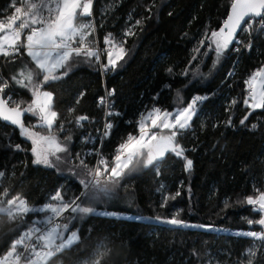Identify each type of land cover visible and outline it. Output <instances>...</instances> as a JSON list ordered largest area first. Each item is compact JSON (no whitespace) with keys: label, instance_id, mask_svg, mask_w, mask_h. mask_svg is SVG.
Masks as SVG:
<instances>
[{"label":"trees","instance_id":"16d2710c","mask_svg":"<svg viewBox=\"0 0 264 264\" xmlns=\"http://www.w3.org/2000/svg\"><path fill=\"white\" fill-rule=\"evenodd\" d=\"M93 2L88 21L94 19L99 41L109 33L117 42L124 39L127 54L105 78L93 58L74 64L67 76L45 86L53 93L52 107L58 113L53 131L61 141L72 137L68 143L72 157L80 153L89 167L95 165L96 157L86 155L93 147L85 141L104 125L100 99L107 90H115L110 118L113 127L102 147V155L109 160L129 133H137L141 115L153 108L173 112L196 96L207 99L197 103L190 127L177 137L186 149L184 156L192 160L191 170H186L182 157L168 153L155 166H141L125 175L115 187L114 197L95 205L97 213L118 215L89 214L73 221L81 242L53 257L49 264H88L98 258V249L104 251L101 244L108 250L102 264H247L244 252L254 244L253 264H264L260 242L236 234L260 230L258 225L246 223V218L259 219L252 206L236 201L255 189L264 191V109L253 110L244 103L249 98L245 81L256 67L264 68V31L251 42V36L242 31L214 65L216 55L205 37L222 26L231 0ZM0 14V19L12 14L11 0H0ZM129 29L135 35L125 36ZM91 41L95 43L94 35ZM26 61L29 57L24 49L14 61L0 55V68L11 87L20 100L31 102V93L10 80ZM73 108L75 112H70ZM79 115L89 118L82 126L75 123ZM24 122L35 125L37 118L26 114ZM61 123L64 131L58 132L56 127ZM34 130L46 134L43 129ZM32 147L18 127L0 120V171L5 173L0 189L19 193L31 205L46 203L57 190L65 199L85 191L80 180L90 177L83 170L67 163L57 167L34 163ZM173 217L188 226L164 222ZM14 228L6 217L0 219V253L8 250L18 234Z\"/></svg>","mask_w":264,"mask_h":264},{"label":"snow or ice","instance_id":"6c2138e0","mask_svg":"<svg viewBox=\"0 0 264 264\" xmlns=\"http://www.w3.org/2000/svg\"><path fill=\"white\" fill-rule=\"evenodd\" d=\"M18 4L20 6H17ZM91 6L92 0H11L12 14L0 19V55L11 57L14 61L23 48L29 57V61L23 62L22 67L10 77V80L12 84L31 93V102L13 99L10 90L12 85L8 79L0 76V120L17 126L21 135L31 140L34 163L48 167L67 163L83 170V174L90 177L80 180L85 189L80 195L65 199L57 190L42 205H31L27 198L19 193L10 194L6 188L0 189V219L6 217L10 224L16 225L12 231L18 233L9 243L8 250L0 253V264H49L53 257L66 250H72L81 242L79 230L74 227L73 221L83 219L89 214L118 215L109 212L97 213L95 205L106 204L111 200L120 180L141 166L145 168L155 166L168 153H172L182 157L186 170H191L192 160L184 156L186 149L178 142L177 137L182 134V130L190 127L191 118L196 112L195 106L207 97H194L189 104L177 109L174 114L153 108L152 111L141 115L137 133H129L116 146L111 160L98 150L86 154L99 156L92 167H89L86 158L80 153L72 157L68 148V143L72 139L70 135L61 141L54 133L53 125L58 113L52 107L53 93L47 91L45 86L63 79L74 64L82 60L91 62L94 58L96 62L100 61L101 51L94 46V42H86L87 37L95 30L93 24L79 22L85 17L91 19ZM140 23L139 20L135 21L136 25ZM254 25L258 30L264 31V0H231L230 13L223 26L218 31L206 34L205 37L216 55L214 65L219 63L223 52L236 40L237 31H250ZM129 35L135 33L129 29L125 36ZM104 43L108 47L103 53L106 56L103 70H114L117 62L127 54L123 47L126 41L121 39L117 42L109 33ZM200 43L203 46L204 40ZM168 71L171 72L172 69ZM245 84L249 91V98L244 101L245 105L253 110L264 109V68L252 73ZM114 94L115 90H110L107 95L110 97ZM100 103L111 107L106 98H101ZM232 103L235 104L236 101ZM69 111L75 112V109ZM25 114L37 118L38 124L26 125L23 119ZM106 115L110 117L114 113L108 111ZM88 119L87 116L79 115L75 117V123L82 126V122ZM246 119L247 116L244 120ZM244 120H241V124ZM112 127L110 121L104 124L101 142L110 136ZM36 128L45 130L46 134L34 130ZM56 131H64L63 123L57 125ZM85 142L95 143V138L89 136ZM19 147L17 145V148ZM61 153L67 155L61 156ZM4 175L5 173L0 171V179ZM176 195L180 193L177 192ZM171 198L175 199L174 196ZM236 203L252 206V211L259 215V219L246 218V223L249 226L258 225L260 228L259 231L247 230L236 234L258 241L264 248V191L255 189L253 194L237 200ZM65 213L68 215L65 216ZM30 215L32 219L29 221L27 218ZM156 220H161V217H156ZM164 222L188 226L176 217ZM22 225L26 227L22 228ZM100 247L104 251L98 249L96 252L98 258L90 260L88 264H102L108 250L106 245L101 244ZM255 255L254 244L244 252L247 264H253ZM238 264L244 262L240 261Z\"/></svg>","mask_w":264,"mask_h":264},{"label":"built area","instance_id":"2783aa9c","mask_svg":"<svg viewBox=\"0 0 264 264\" xmlns=\"http://www.w3.org/2000/svg\"><path fill=\"white\" fill-rule=\"evenodd\" d=\"M17 6H20V5L18 4ZM92 22L94 23V19H93V18H92ZM94 29H95V30H94V33H93L94 38H95L94 46H95L96 48H98V49L101 51V56H100V61H99V69H100V71H101V74H102L103 78H105L106 74L111 70V69L108 70V71H104V70H103V64L106 63V62L104 61V54H103V53H104V50L108 47L107 45H105L104 40H105V37H106L108 34H106V35L103 37L102 42H100V41H99V38H98V36H97V31H96L95 25H94ZM245 32H247V34H249V35L251 36V38H250V42H251V41H253L252 39H253L254 35H257L258 33H261L262 31L258 30L257 27L254 25L253 28H252L250 31H245ZM22 49H23V48H21V50H22ZM21 50H20V51H21ZM4 58H5V60H6V59H10L11 57H4ZM258 69H259V67H256L255 70H254V72H255L256 70H258ZM0 76H2L3 78L9 80V78L5 75V73L3 72V69H1V68H0ZM9 83H10V81H9ZM10 85H11V83H10ZM10 90H11V93H12L13 99H15V100H20V94H19L17 91H15L12 87H11ZM108 92H109V91L107 90L103 98H106V99L108 100V102H109V104L111 105V107L109 108V107L103 105V106H104V124H105L106 122L110 121V118H111V116H110V117L107 116L106 113H107L108 111H111L112 113L114 112V102H113V100H112V96L109 97V96L107 95ZM103 128H104V125H103L101 131L98 132V134L95 135V136L93 137V138H95V143H89L93 148L90 147V149H88V152H87V153H90V152L94 153L96 150H98V151L102 154V147H103V142H104L105 139H103V141L101 142V140H100V136H101V134H102ZM96 144H97V147L95 148ZM89 156H95V157H96V161L99 159V156H97V155H95V154H93V155H89ZM66 214H67V213H65V216H66Z\"/></svg>","mask_w":264,"mask_h":264},{"label":"rangeland","instance_id":"374dc122","mask_svg":"<svg viewBox=\"0 0 264 264\" xmlns=\"http://www.w3.org/2000/svg\"><path fill=\"white\" fill-rule=\"evenodd\" d=\"M92 10V9H91ZM88 19L89 18H87V19H84V20H82V21H79V22H82V23H88V22H91L92 24H93V26L95 25V23H93L92 21H88ZM93 33H94V31L92 32V35H90V36H88L87 37V41L86 42H92L91 41V38H92V36H93ZM261 69V68H260ZM196 107V112H195V115H193L192 116V118H191V121H190V124H191V122L193 121V119H194V117L196 116V114H197V111H198V108H197V106H195ZM178 109H182V108H178ZM176 110L177 109H175L173 112H169V113H175L176 112ZM152 111V110H151ZM163 112V111H162ZM37 124H38V120H37ZM149 127H150V124L148 125ZM187 129V128H186ZM185 130V129H184ZM165 131H167V130H165ZM61 155V154H60ZM64 156V155H63ZM59 170V169H58ZM59 172H63V170L62 169H60L59 170ZM67 215V214H66ZM121 216H123V217H127V218H132V215H130V214H127V213H122L121 214ZM259 231V230H258Z\"/></svg>","mask_w":264,"mask_h":264},{"label":"water","instance_id":"95a60500","mask_svg":"<svg viewBox=\"0 0 264 264\" xmlns=\"http://www.w3.org/2000/svg\"><path fill=\"white\" fill-rule=\"evenodd\" d=\"M229 13H230V9H229L228 15H229ZM228 15H227V16H228ZM226 18H227V17H226ZM222 26H223V24H222ZM222 26H221V27H222ZM242 27H243V26H242ZM240 33H241V30H238L237 33H236V39L238 38V36H239ZM235 41H236V40H234L233 43H234ZM233 43H232V44H233ZM232 44H230V45H232ZM25 115H26V114H25ZM23 119H25V116L23 117ZM1 121H3V120H1ZM3 122H6V121H3ZM6 123L10 124L9 122H6ZM10 125H11V124H10ZM12 126L17 127V126H15V125H12Z\"/></svg>","mask_w":264,"mask_h":264},{"label":"bare ground","instance_id":"6f19581e","mask_svg":"<svg viewBox=\"0 0 264 264\" xmlns=\"http://www.w3.org/2000/svg\"><path fill=\"white\" fill-rule=\"evenodd\" d=\"M93 4H94V2H93ZM93 4H92V9H93Z\"/></svg>","mask_w":264,"mask_h":264},{"label":"crops","instance_id":"0c3cea01","mask_svg":"<svg viewBox=\"0 0 264 264\" xmlns=\"http://www.w3.org/2000/svg\"><path fill=\"white\" fill-rule=\"evenodd\" d=\"M93 4V3H92ZM91 9H92V6H91Z\"/></svg>","mask_w":264,"mask_h":264}]
</instances>
